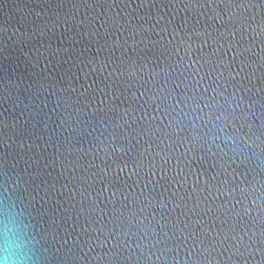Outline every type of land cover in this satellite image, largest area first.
Instances as JSON below:
<instances>
[{
    "label": "water",
    "instance_id": "95a60500",
    "mask_svg": "<svg viewBox=\"0 0 264 264\" xmlns=\"http://www.w3.org/2000/svg\"><path fill=\"white\" fill-rule=\"evenodd\" d=\"M0 230L33 264H264V0H0Z\"/></svg>",
    "mask_w": 264,
    "mask_h": 264
},
{
    "label": "clouds",
    "instance_id": "9594fccd",
    "mask_svg": "<svg viewBox=\"0 0 264 264\" xmlns=\"http://www.w3.org/2000/svg\"><path fill=\"white\" fill-rule=\"evenodd\" d=\"M0 264H33L29 249L7 230H0Z\"/></svg>",
    "mask_w": 264,
    "mask_h": 264
}]
</instances>
